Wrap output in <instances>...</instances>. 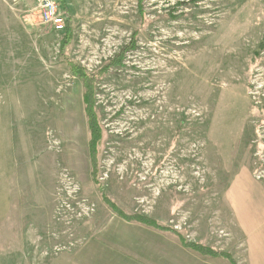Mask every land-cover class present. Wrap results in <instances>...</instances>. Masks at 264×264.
<instances>
[{
  "label": "rangeland",
  "instance_id": "rangeland-1",
  "mask_svg": "<svg viewBox=\"0 0 264 264\" xmlns=\"http://www.w3.org/2000/svg\"><path fill=\"white\" fill-rule=\"evenodd\" d=\"M39 1L0 0V45L18 74L16 190L25 192L16 253L0 264H56L88 240L135 254L141 235L172 231L110 203L233 255L226 248L244 236L231 182L248 175L264 194V0H144V16L139 0H52L72 28L65 49ZM134 40L95 86L104 133L91 151L86 84L67 60L98 73ZM246 185L236 190L243 205L255 190Z\"/></svg>",
  "mask_w": 264,
  "mask_h": 264
},
{
  "label": "crops",
  "instance_id": "crops-1",
  "mask_svg": "<svg viewBox=\"0 0 264 264\" xmlns=\"http://www.w3.org/2000/svg\"><path fill=\"white\" fill-rule=\"evenodd\" d=\"M10 56L11 52L0 45V262L7 260L1 257L10 258L12 253H16L18 217L16 219L15 215L19 211L22 215L25 208L21 203L25 192L20 191L18 194L16 190L18 74L16 59ZM20 95L21 103H25V94ZM20 110L23 111V106ZM246 182V188L255 190L245 193L247 197L252 195V201L245 197L246 203L243 205L244 194L236 190L239 184ZM1 198H5L3 203ZM227 199L244 238L240 242L232 240L226 249L232 252L237 264H264V194L258 196L256 183L252 185L251 177L242 175L231 182ZM155 230L151 242L145 240L144 235H141L142 238L138 236L140 248L135 254H121L104 240H88L71 258H62L63 261L58 258L56 264H232L221 254H204L184 246L173 231L166 235L161 230ZM218 250L222 252L224 249Z\"/></svg>",
  "mask_w": 264,
  "mask_h": 264
},
{
  "label": "trees",
  "instance_id": "trees-1",
  "mask_svg": "<svg viewBox=\"0 0 264 264\" xmlns=\"http://www.w3.org/2000/svg\"><path fill=\"white\" fill-rule=\"evenodd\" d=\"M143 1L144 0H139V5H140V13L144 16V14L146 13L143 8ZM71 39H72V28H71V25L68 22H66V28L64 30L63 38L61 41L62 49H65L67 47ZM134 43H135V40L132 44L122 48L121 53L116 55L113 59H109V62L102 66L103 70L98 73L89 72L88 70H86L80 65L75 64L71 60H67V65H68L69 70L75 76L82 77V79L85 81V84H86L85 86L86 92L84 94V103L86 106V113L89 118V126H90V131H91V141H90L91 151L96 150V147L100 143L103 133H104V126L101 125L100 116H99L100 114L97 111V107H96L95 97H96L97 87L95 86L100 84L101 80L103 79L101 78L102 75H104L105 77L106 75L110 73L112 68H119L123 65V61L125 57L124 53L131 51L132 48L135 47ZM110 206L112 207V210H114L116 213H118L119 215H121L122 217L126 219L133 218V220H136L138 223H142L150 227L174 231L179 236V240L181 241V243L186 247H191L192 249H195L204 254H221L225 256L232 264H237V262L234 260L232 255L228 252L215 251V250L205 247L204 245H201L200 243H192V242L190 243L187 240H185L184 236H182L180 232L175 231V229L170 228V227L166 228L164 226L163 227L160 226L155 221V219H152L146 215H142L138 213L134 214L131 217L129 215H126L124 212H122V210L114 203H110Z\"/></svg>",
  "mask_w": 264,
  "mask_h": 264
},
{
  "label": "built area",
  "instance_id": "built-area-1",
  "mask_svg": "<svg viewBox=\"0 0 264 264\" xmlns=\"http://www.w3.org/2000/svg\"><path fill=\"white\" fill-rule=\"evenodd\" d=\"M39 8L43 21L50 24L57 32H62L66 28V19L59 14L58 5L52 0H40Z\"/></svg>",
  "mask_w": 264,
  "mask_h": 264
}]
</instances>
